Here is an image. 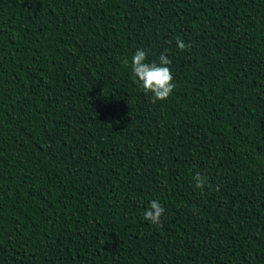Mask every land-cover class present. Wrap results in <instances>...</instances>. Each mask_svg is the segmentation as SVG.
<instances>
[{
	"label": "trees",
	"instance_id": "trees-1",
	"mask_svg": "<svg viewBox=\"0 0 264 264\" xmlns=\"http://www.w3.org/2000/svg\"><path fill=\"white\" fill-rule=\"evenodd\" d=\"M0 264H264V0H0Z\"/></svg>",
	"mask_w": 264,
	"mask_h": 264
},
{
	"label": "clouds",
	"instance_id": "clouds-1",
	"mask_svg": "<svg viewBox=\"0 0 264 264\" xmlns=\"http://www.w3.org/2000/svg\"><path fill=\"white\" fill-rule=\"evenodd\" d=\"M176 44L180 51H190L191 45H186L179 37ZM146 52L137 49L131 60L132 80L136 83L145 95H151L152 103L166 101L175 88L173 76L169 65L172 61L165 54L159 57L160 63H148ZM195 186L201 191L208 183V178L199 173L194 176ZM195 211V209H194ZM165 212L159 201H152L149 207L143 212V219L151 225H161V217Z\"/></svg>",
	"mask_w": 264,
	"mask_h": 264
}]
</instances>
